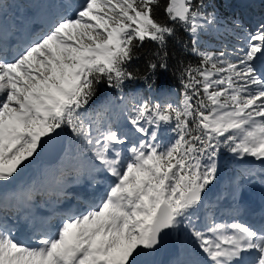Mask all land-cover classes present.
<instances>
[{
    "label": "snow or ice",
    "instance_id": "1",
    "mask_svg": "<svg viewBox=\"0 0 264 264\" xmlns=\"http://www.w3.org/2000/svg\"><path fill=\"white\" fill-rule=\"evenodd\" d=\"M161 6V0H84L14 60H0V182L14 180L65 128L91 145L115 178L99 203L66 216L37 246L0 225V264H138L201 203L222 142L240 158L264 161V25L246 34L238 62L194 48L203 67L184 70V87L193 91L182 107H134L129 123L142 139L111 126L93 137L85 127L79 110L102 81L120 88L144 79L153 87L154 80L126 66L145 40L163 47L174 35L154 15ZM204 7L203 0H167L163 10L195 37L200 20L214 21ZM158 67L166 70V60L149 65L153 74ZM197 85L203 97L194 107ZM173 121L177 136L163 145L157 129ZM208 231L192 227L209 264H264V229L232 223Z\"/></svg>",
    "mask_w": 264,
    "mask_h": 264
},
{
    "label": "bare ground",
    "instance_id": "2",
    "mask_svg": "<svg viewBox=\"0 0 264 264\" xmlns=\"http://www.w3.org/2000/svg\"><path fill=\"white\" fill-rule=\"evenodd\" d=\"M43 1L48 2L50 6L48 9L49 12H47V14H44L45 18L36 13L35 19H40L37 23L39 25V30L35 34V36L38 37L37 39H39L40 36L43 37L46 33H48L49 30L55 25V23L63 16H65V12L63 11L64 8H60L58 10V6H56V4H54L52 1ZM64 1L72 3V6L69 7L73 11H75L78 6L84 3V0ZM57 2L58 0H56V3ZM243 10L246 12L245 6ZM191 36L192 38L194 37L192 33ZM35 41L36 40H33L27 43V45L24 46L21 52H23ZM19 54L15 55L11 59H7V61L14 60ZM2 58H5V50L0 47V60ZM105 109L108 111V113H113V111L115 110L114 106L111 107L109 105H106ZM119 116L120 117H118L117 120L120 122L122 121L125 124L124 128L119 130L123 132L130 131V125H128V122L121 117L122 115L120 114V112ZM128 117H130L129 108ZM114 122L115 120L113 118H110L109 123L111 124V126L114 124ZM137 135L138 139L143 138L139 137L138 133L135 136ZM65 144L66 146L63 153L54 162H46L44 160H40L39 163H36V160L34 159L33 162L27 167L22 166L21 169L18 170L19 174L15 176L14 180H12L11 182H0V225L5 224L6 219L13 214L20 218H23L27 223L30 224L31 227H33V229H36L41 234L45 235L49 234V232L45 230L46 225L50 222L51 218L57 217V209L69 211L66 204L62 203V198L67 193L72 194V191L76 186H82L83 180L85 178L93 177L92 173L94 171V165L88 163V161L86 160H83L82 162L81 159H78L76 157L77 150L75 146L72 143L68 142L67 138ZM252 159L254 158L250 157L249 162L247 161L248 159L246 161L244 159L243 162L246 163H240V173L238 175V178H242L241 176H245L247 173H250V175L248 176L247 181L241 185V190H235L234 200L222 204V209L225 214L231 213L235 215L240 211H246V217L248 218V220L255 222H257L258 216H260L263 219L262 224L257 226L255 223L256 227L253 226L254 230L260 231L264 228V199L261 198L257 193L253 192L248 186L255 182L258 185V188H261V191L264 194V190L262 189V187H264L262 185V183L264 182V168L261 167L260 169H258V163L254 164ZM78 160H80L81 162H79ZM219 165L223 167L222 163ZM99 167L102 168L103 166L99 165ZM102 173L105 177H107V180L105 179L102 181L104 185H95L93 188H90L91 190H94L91 191L90 195L92 199H95L97 201L95 204L99 203L101 197L104 196L110 184L115 179L104 169L102 170ZM220 181V186H223V181ZM235 183L236 180H234V184ZM96 187L99 189L95 191L94 188ZM208 194L209 193H207L206 195ZM205 197H203L201 203L204 202ZM249 199H254L256 201V205L258 207L256 211L252 210L254 209L253 206L249 207L247 205V201ZM235 200L236 204L234 202ZM71 213L78 214L79 211L71 210ZM65 218L66 216L59 217V223L52 233L56 232L59 229ZM218 221L219 220H216L215 222L217 223ZM229 221L230 220H227V222ZM182 222L180 223V227L186 234V230L184 229ZM233 222L241 223L244 225L246 224V222H244L243 220L236 218ZM208 234L209 233H205V236H208ZM172 237L177 245L175 251H173L169 255L156 253L155 251H153L148 256L140 257L138 259V264H204L205 262L209 264L208 257L203 251L196 253L197 250L195 252H190L185 250V247L182 248L183 246H181V243L179 241V235H177L176 228L172 229Z\"/></svg>",
    "mask_w": 264,
    "mask_h": 264
},
{
    "label": "rangeland",
    "instance_id": "3",
    "mask_svg": "<svg viewBox=\"0 0 264 264\" xmlns=\"http://www.w3.org/2000/svg\"><path fill=\"white\" fill-rule=\"evenodd\" d=\"M54 2H56V0H54ZM247 2H250L249 3L250 6L248 9H246V12H245L243 9H244V6L245 7L248 6V5H245ZM262 2H264V0H214V1H212V3L211 2L205 3L204 4L205 5L204 12L207 15L214 17V21H213V23L208 24L204 20H200V24H203L204 27L202 29L198 30V34H197V36H195V38L194 37L192 38V36H190L191 43L193 44L194 48L200 47V48H202V52L207 51L208 49H212L211 48L212 42L205 40L202 44V41H201L202 38L200 39V37H199L200 34H206L207 31L213 32V34L215 35L214 38L219 39V41L222 43V47H224L225 50H226V46L228 45V42L233 43L234 41H239V42L243 43V46H245L246 42H247L246 34L247 33H255L260 28L261 25H264V13L257 10V7L259 6V4L261 5ZM231 3H233L234 6L238 7V8H234V13H233V11H230ZM243 3H244V5H243ZM219 6H220V10L223 11L224 14L229 18L228 21H226L227 23L221 22L222 17H220L218 12H217ZM240 8H242L243 11ZM209 9L213 10V12H210ZM229 30L234 31V32L237 31L238 33H241V35L240 36L234 35V34L232 35V33L229 34L228 33ZM190 35H191V32H190ZM40 38H41V36H40ZM194 40H197L198 43L194 44L193 43ZM215 47L218 49V45ZM211 53L215 55L214 51H211ZM233 55H234L233 56L234 62H238V57L240 55V52L233 53ZM215 56H218V55H215ZM168 90L169 89H167L165 91L159 90V92L155 95V99L153 100V98L150 97L149 101H145L143 98H141V96L139 94L136 93L134 98H131L130 102H128L126 100V102L128 103V106H129L128 108L130 111V116L132 114H134V107L138 104L147 102L149 104L155 105V104L159 103V101H160L159 97L162 93L166 97H168L165 100V103L167 105H171L173 107H179L178 102H175V100H174V97L176 94L172 93L171 95H169ZM124 100H125V97H121V99L119 101L123 102ZM182 100L183 99H181V103H182ZM97 115H98V113L95 109H92L89 113H85V112L82 113L81 118L83 119V121L85 123V127L90 131V134H92V132H91V129L88 128V123L91 122V124L97 125V117H98ZM121 123H123V122L121 121ZM174 123L175 122L173 121V124L162 125L159 129H157V133L160 130H163L165 137H170L171 142L174 141V139L177 136V132L175 130H173ZM146 127H149V130L151 129L150 126L146 125ZM169 128L171 130H169ZM64 132L67 136L68 142L72 143L77 150L76 151L77 152L76 157L78 159H81L82 162H83V160H86L89 162V160L91 159V155L94 156L92 146L88 145L87 142L85 140H83L82 138L77 137L71 131L70 128H65ZM94 137H96V136H94ZM221 140L223 141V139H221ZM171 142H169V143H171ZM160 143H162L163 145L169 144L168 142L167 143L160 142ZM226 148L229 149L227 144L222 142L220 147L217 150V155L214 158V162L216 164V175H215V180H213V182L210 184V188H212L218 180H222V178H226L227 171L230 170L233 173V170L235 168L239 169V165H240L242 159L243 160L245 159V161L248 159L247 161L249 162V159L251 157V156H245L246 158L245 157L240 158L239 156L236 155L239 159L237 161H233L232 159L235 156V154L233 152H231L230 149L228 150L227 154L223 153ZM35 160H36V163H39V161H40L38 156L35 158ZM206 160H207V158L205 157V161ZM252 160H253L254 164L261 161V160L255 159V158ZM78 161L81 162L80 160H78ZM205 161H202V163ZM219 161L223 162V167H224L223 171L220 173L221 177H219L217 174ZM233 175H234V173H233ZM237 176H238V174H237ZM242 179L243 178H237V180H236L237 185H236L235 189H238L239 191L241 190L240 186L244 182V181H242ZM262 185L264 186V182L262 183ZM248 187L251 188V190L253 192L257 193L260 197L264 198V194L261 191V188H258V185L255 182L253 183V185L248 186ZM262 189L264 190V187H262ZM234 202L236 204V200ZM195 213H198L197 207L195 210H193L192 214L190 215V222L191 223L188 222V219H184L185 223L182 222L183 227L186 230V234L181 229L180 225L178 226V228L176 227V231H177V235H179L178 238H179V241L181 243V246H183L182 248L185 247L184 249L187 251H190V252L191 251L195 252L197 250L196 253H199V252H202V249L199 246L200 242L196 239V237L193 234H191L192 233V227L198 226L196 224L197 219L195 221H193ZM201 221L203 222V219ZM189 224H190V226H189ZM217 224L218 223L215 224V222L211 221L210 226L217 225ZM207 232H209V231L207 230L204 233H207ZM195 240H197V241H195ZM204 264H207V262H205Z\"/></svg>",
    "mask_w": 264,
    "mask_h": 264
},
{
    "label": "trees",
    "instance_id": "4",
    "mask_svg": "<svg viewBox=\"0 0 264 264\" xmlns=\"http://www.w3.org/2000/svg\"><path fill=\"white\" fill-rule=\"evenodd\" d=\"M214 0H203V4L207 2H212ZM167 4V0H161V7L156 9L154 15L157 20L161 23H167L174 29V35L169 37L165 46H160L157 42L145 40L144 44L136 50V54L133 60L126 66L127 70L135 73L138 77L148 76L155 81L153 87L149 88L144 79H137L132 81H126L120 88H112L108 86L107 81H102L100 84L96 85V94L90 99L89 104L85 108L80 109L81 113L89 112L102 100L111 96L117 98L119 96L125 95L126 97L137 93L144 100H149V98L155 99V95L159 92L161 88L165 90H174L177 97H174V100L179 98L181 92L192 94V89H186L184 83L187 81V77L184 75V70L191 66L192 68L202 67L201 64L202 57L198 55V52H202V48L197 47V51H193L194 46L191 43L189 36V30L182 23L173 22L167 19V16L163 10V6ZM233 3H231L232 5ZM234 5V4H233ZM236 7V6H234ZM257 10L264 13V2L259 4ZM218 14L223 18V22L228 21V17L220 10L218 7ZM227 23V22H226ZM232 35H241L237 31H228ZM215 35L212 31H207L206 34H202V44L203 42L209 41L212 42L211 48L208 49L214 51L215 54L224 53V56L221 57L225 60L234 62L233 53L240 52L239 50L244 47L242 42L229 43L226 46V50L222 47V43L219 39L214 38ZM215 41V42H214ZM218 45V49L215 47ZM161 58L166 60L167 69L161 70L159 67L155 70L153 74L152 70L149 68L151 63L159 64ZM197 88H200L201 96L193 97V105L195 107L196 101L203 97L202 88L197 85ZM148 88L151 90L149 91ZM164 90V91H165ZM168 90V91H169ZM166 97L163 93L159 97V105L167 106L165 103ZM87 112V113H88Z\"/></svg>",
    "mask_w": 264,
    "mask_h": 264
},
{
    "label": "water",
    "instance_id": "5",
    "mask_svg": "<svg viewBox=\"0 0 264 264\" xmlns=\"http://www.w3.org/2000/svg\"><path fill=\"white\" fill-rule=\"evenodd\" d=\"M65 147V135L61 132L60 136L56 137L49 144H47L42 152L38 155L41 160L47 162H54L62 154ZM209 190L208 187L205 188L203 195ZM167 235L164 237L163 242L156 249V253H162L165 255L171 254L177 248L176 243L172 237V229L166 230Z\"/></svg>",
    "mask_w": 264,
    "mask_h": 264
}]
</instances>
